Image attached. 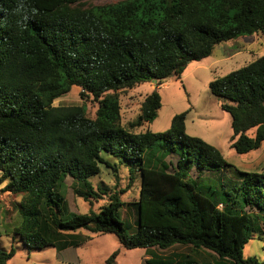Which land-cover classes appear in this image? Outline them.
Instances as JSON below:
<instances>
[{"label": "trees", "instance_id": "1", "mask_svg": "<svg viewBox=\"0 0 264 264\" xmlns=\"http://www.w3.org/2000/svg\"><path fill=\"white\" fill-rule=\"evenodd\" d=\"M81 1L0 0V173L9 190L23 194L20 240L29 249L61 251L79 246L62 235L86 229L115 234L127 249L181 244L211 251L215 264H264L243 255L261 233L264 172L236 169L226 182L193 179V166L224 176L231 165L217 147L187 134V112L174 115L164 132L126 128L118 95L145 82L180 79L190 62L207 58L221 42L264 35V0H121L73 7ZM73 86L98 102L94 118L85 105L53 106ZM209 88L231 115L232 148L242 154L258 149L264 141V54L213 79ZM161 106L155 90L130 127L153 122ZM105 155L130 167L128 186L140 172L139 198L130 203L132 229L119 214L126 205L119 194L126 190L110 194L98 212L69 208L68 176L76 195L102 198L90 178L101 164L112 166ZM170 155L178 156L173 171ZM16 250L0 248V264ZM149 263L175 264L153 257Z\"/></svg>", "mask_w": 264, "mask_h": 264}, {"label": "rangeland", "instance_id": "2", "mask_svg": "<svg viewBox=\"0 0 264 264\" xmlns=\"http://www.w3.org/2000/svg\"><path fill=\"white\" fill-rule=\"evenodd\" d=\"M121 0H82L73 7L87 9L93 6H102L117 3ZM264 54V35L256 33L252 36L239 38L217 44L210 56L201 61L190 62L181 78L172 76L162 83L150 81L138 84L132 88L118 91L121 105V123L135 133L150 130L152 132H164L170 128L174 115L187 112L186 132L188 135L204 139L217 147L226 162L231 165L224 169L225 175L208 169H197L193 166L190 176L193 179L206 181L224 177L228 181L235 177L236 169L249 172H264V141L261 146L247 153H237L231 146L233 130L232 118L229 112L222 109L223 99L214 95L210 88V82L218 77L248 65ZM157 90L162 98V106L156 119L142 126L130 127L136 123L141 114L142 104L145 98ZM82 89L73 86L71 90L56 99L53 106L85 105L87 115L94 118L98 108V102L93 96L82 97ZM255 129L248 132L254 135ZM106 160L112 165L101 164V172L90 178L94 188L102 198L88 200L75 194L73 178H66V199L69 208L75 213L98 212L110 202V194L116 191L126 190L120 193L122 201L126 203L120 210V217L127 226L132 229L136 225V213L130 203L138 200L141 187L140 172L135 173V180L130 186V167L120 163L119 159L105 155ZM178 159L177 155H170L167 162H171L170 171ZM222 175V176H220ZM8 179L0 173V248L10 250L16 246L15 256L7 264H150L149 260L173 261L175 264H184L186 259H195L202 264H215L217 258L207 249L194 250L191 246L176 244L168 249L158 247L150 250L125 248L119 238L112 233H93L86 229L65 233L66 240L79 242L78 247L69 246L61 251L55 247L43 249H29L16 234L17 227L22 221L19 208L23 199L22 193H15L8 189ZM99 188L107 189L102 194ZM247 210L258 213L255 207H247ZM261 233L255 234L243 249V255L256 257L264 261V221H261ZM118 251L113 262L109 263V257Z\"/></svg>", "mask_w": 264, "mask_h": 264}, {"label": "water", "instance_id": "3", "mask_svg": "<svg viewBox=\"0 0 264 264\" xmlns=\"http://www.w3.org/2000/svg\"><path fill=\"white\" fill-rule=\"evenodd\" d=\"M154 82H157L156 80H153Z\"/></svg>", "mask_w": 264, "mask_h": 264}]
</instances>
